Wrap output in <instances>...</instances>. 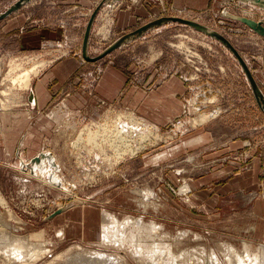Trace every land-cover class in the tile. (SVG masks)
Listing matches in <instances>:
<instances>
[{
    "label": "rangeland",
    "instance_id": "374dc122",
    "mask_svg": "<svg viewBox=\"0 0 264 264\" xmlns=\"http://www.w3.org/2000/svg\"><path fill=\"white\" fill-rule=\"evenodd\" d=\"M16 1L0 0V13ZM33 1L24 5L27 6L24 10L29 11L34 6L36 19L52 16L54 23H64L65 19L70 23L68 36L79 40V43L77 46L50 45L48 41L52 33L48 31L47 21L28 33L20 29L25 21L22 17L13 21L14 28L12 23L9 26L6 21L4 26V21H0V264H82L86 259H82L81 252L93 250L121 256L123 261L118 264L254 263L252 258H246V261L240 259L239 254L247 255L245 243L254 251L264 242L249 237L231 222L230 216L225 221L227 206L222 207L220 216L211 219L208 206L199 204L194 187V182L208 175L215 165L222 166L230 158L248 159L253 156L250 152L258 150L259 154L264 153V108L259 104L234 52L222 40L190 24L167 21L115 50L116 54L121 53L118 62L121 67H131L129 73L137 70L141 74L140 79L135 81L141 82L146 74L156 72L155 69L165 77L174 73L181 75L188 87L182 98L181 113L161 123L136 108H128L121 101H116L104 110L88 114L70 109L64 96H60L61 89L53 95L48 107L39 111L32 109L31 89L43 72L63 59L59 57H78L75 76L66 84L74 92L80 86L86 88L95 84L108 63L106 57L109 54L96 61L83 56L85 29L82 28H86L87 18L89 20L102 0H94L90 5L64 15L65 6L59 0H42L31 5ZM142 1H106L94 21L91 56L100 54L115 40L139 26L160 17L178 15L196 20L226 36L245 59L264 92V36L238 18L247 16L264 20V8L246 0H211L207 8L179 9L172 4V0H166L165 5L160 0H153L163 6V12L140 13L138 24L131 23L125 30L121 28V8ZM82 22L85 25L79 26ZM27 23L29 27L31 24ZM64 34L62 31L56 36L60 35L59 39ZM35 61L45 62L46 65L33 76L30 88H22L21 84H12L8 80L10 75L19 74L23 67H31ZM16 65L18 68H13ZM149 70L153 72L149 73ZM56 83L48 84L50 89ZM2 100L10 108L4 109L8 111L6 113L2 110ZM202 114L212 116L200 123L195 118H200ZM120 117L133 123L140 120L143 127L148 123L160 138L152 135L151 140L144 142L145 146L135 154L120 156L122 154L113 146L114 135L110 132L115 120L117 123ZM24 132L26 137L22 145ZM89 136L93 137V142L88 140ZM137 136L130 147L143 140ZM234 138L242 139L247 145L244 146L245 151L232 155L227 152V146ZM97 143L102 145L98 147ZM254 145L257 148L252 150ZM102 148L104 150L101 151ZM41 150L56 154L60 161L57 172L74 185L70 192L27 174L31 172L30 168L28 172L22 170L21 161H25L22 156L31 159ZM105 151V155L109 156L104 157ZM249 162H246L247 165ZM245 168L251 167L248 165ZM36 172L45 173L37 167ZM152 190L154 196L148 193ZM64 205H70L67 207L69 213L63 217H50ZM82 210L93 218V223L86 229L88 232L96 231L95 222L99 223L98 238L95 240L81 237V228L75 219ZM104 210L121 220L129 217L132 221L120 231L122 235L130 234V229L134 228L131 224L138 218L144 223L156 224V231L138 228L133 232L140 242L148 245H142L144 249L147 247L146 254L133 252V246L127 240L104 241L101 228ZM70 217L73 220L67 227V234L61 233L60 229ZM8 232L40 243L38 253H30V257L26 258H8L5 253L9 249L6 234H11ZM106 262L104 264H117L116 260Z\"/></svg>",
    "mask_w": 264,
    "mask_h": 264
},
{
    "label": "crops",
    "instance_id": "0c3cea01",
    "mask_svg": "<svg viewBox=\"0 0 264 264\" xmlns=\"http://www.w3.org/2000/svg\"><path fill=\"white\" fill-rule=\"evenodd\" d=\"M34 1L31 5H36L35 3H40L42 0ZM162 1L160 0L162 5L163 3L164 5L167 3L166 0L164 2ZM210 1L172 0V4L179 9H203L209 7ZM93 2L94 0H59V3L65 6L62 15L73 9H79L81 6H88ZM162 5L153 0H143L141 3H135L131 7H123L120 11L119 25L125 30L129 28L131 23H139L138 21L142 15L140 13L160 14L163 12ZM25 7L18 10L16 14H11L3 19L2 21L4 22L2 25H6L7 21V23L9 22L8 25L10 26L12 23L14 28L13 21L22 17L25 21L20 29L22 32L28 33L32 30L34 31V29H38L37 27L41 26L40 23L47 21L49 24L48 31L52 33V38L50 37L48 41L50 45H78L79 40H74L68 36L67 32L71 30L68 28L70 23L65 19H63L65 21L64 23L60 21L58 23L52 22V16H40L36 19V8L33 6L28 11L24 10L26 9ZM27 22L31 24L29 27H27ZM63 24L66 26H63ZM81 25H85V22L79 24V26ZM79 26L78 29H81ZM17 28L19 29V26ZM62 31L66 33L64 34L65 39L63 38L64 35L58 39L60 35L56 36V34H60ZM120 55L121 53L116 54V50L114 52L112 51L106 57L108 63L95 84L93 86H87L86 88L80 86L74 92L71 87L67 88L69 85L66 84L72 81L75 76V70L78 66L76 59L78 57L71 55L59 57L63 59L52 65L46 72H43L32 87L31 97L33 101L30 100L32 109L39 111L45 110L50 104L53 95L61 89L60 91L62 93L60 96H64V100L67 101L70 109L86 111L88 114H94L100 110H104L106 106L114 105L116 101H121L128 108H136L142 114H146L149 118L161 123L166 119L165 122H167L172 116L181 113L184 104L182 98L188 90L186 82L181 75L174 73L165 77L155 69L156 72L152 73L153 71L149 70L148 72L152 74H146L143 77L144 79L142 78L143 80L138 82L135 80H139L141 74L137 70H134V74H131L128 72V69H131V67H125L126 69L121 67L118 64L120 61L119 58H121ZM140 69L143 68L141 67ZM158 75L159 77H157ZM54 82H57L55 87L50 89L51 86L49 85H52ZM70 84L73 85V83ZM25 137L26 133L24 132L21 142L22 145ZM246 145L242 139L234 138L229 146H227V152L232 153V155L237 154L238 152L245 151L246 148L244 146ZM254 148H257V146L254 145L251 147L252 150ZM40 152H43V150ZM250 154L253 156L248 159L245 157L230 158L229 162L222 166L215 165L208 175L201 176L194 182V187L198 193L199 204L208 206L210 212L209 217L211 219H216V216H220L222 214V207L227 206L226 212L224 213L225 221H228L230 216L231 222L237 225L240 230L249 234V237L264 242V153L260 152L259 154L258 150L255 153L250 152ZM22 158H25V161L31 160L25 156H22ZM247 161H250L248 163L249 168L251 167L250 169L245 168V166H248ZM67 209L57 215L63 217V215L69 213ZM72 220L70 217V220H67L64 223L65 225L62 226L66 234L67 227H70V221ZM75 222L81 228V237L83 239L95 240L98 238L99 223L95 222L94 226L97 229L93 233L86 230L93 223V218L85 210H82L80 216L75 219Z\"/></svg>",
    "mask_w": 264,
    "mask_h": 264
},
{
    "label": "bare ground",
    "instance_id": "6f19581e",
    "mask_svg": "<svg viewBox=\"0 0 264 264\" xmlns=\"http://www.w3.org/2000/svg\"><path fill=\"white\" fill-rule=\"evenodd\" d=\"M104 27H105V25H104ZM106 28L107 29L109 28L108 24H107ZM107 29H106V31H107ZM45 65H46L45 62H39L38 63V62L35 61V63L33 65H31V67H23L19 74L10 75V79H8V80H11L12 84H21L20 87L22 86V88L24 87V88L28 89L32 85L33 76L39 74L40 70ZM17 66L18 65L14 66L13 68H15V67L18 68ZM10 88L8 90H10ZM12 89H13V87H12ZM4 93H6V92H4ZM12 97L13 96H11V99H12ZM4 100H7V99L4 98ZM1 104H2L1 106L3 107V108L2 107L1 108L3 110L4 109H7V110L10 109V108H7L8 104L5 101L2 100ZM120 116H122V115H120ZM211 116H212L211 114H202V116L200 118L198 117V118H195V119H198V121L200 123H203L206 119H208ZM123 119H124L123 117H120L117 120V123H116V120H115V122L113 121L115 123L114 124L115 126H114V128H112L110 130V132L112 131L111 133L114 135L113 140H112L113 146L115 147V149L117 148V151H118L119 154H122L120 156L123 157V154H128V153L135 154L138 150H140L141 148H143L145 146L144 142H146L147 140H151L152 135H155L154 137L156 139L160 138L159 133L157 131H155V130H152L149 127L148 123H146L147 126L143 127L142 126V122L140 120H135V123H133V121L128 122L127 120H123ZM132 119L134 120V118H132ZM179 123H181V122H179ZM194 123L196 124V121ZM109 126H111V125H109ZM107 130H109V128ZM133 133H135V134H133ZM137 135L142 137V139L144 141L143 140L142 141H138V143L136 145H134L133 147H130V146L133 145L131 143V141H134L133 138L135 136H136L135 138H137L138 137ZM99 137H101V135ZM102 137H103V135H102ZM91 139L93 140V137L89 136L88 140L90 142H93ZM94 141H95V139H94ZM136 142H137V140H136ZM130 143H131V145H130ZM97 144H98V147L100 145H102L101 143H97ZM121 144H122L123 148L122 147L119 148V146ZM101 147H103V146H101ZM102 150H104V148H102L101 151ZM90 151H91V149H90ZM44 153H46V155H47L50 152L46 151ZM106 153H107V151H105L103 153L104 157L105 156H109L108 154L105 155ZM47 156L44 157L43 158L44 160H41L40 163H34V164H31L30 160L29 161L22 160L21 161V163H22L21 167L23 168L22 170H25V171L28 172V168H30L31 172H28L27 174L34 175L35 177H38L40 180H42V181H44V182H46L48 184H51V185L52 184L53 185L56 184L57 188H59L60 190H64V191L70 192L72 190V186L74 187V185H73L72 182H69L67 179H65L62 176V174H59L57 172L58 168L60 166V161L58 160V157L54 153H53V157L52 158L47 157ZM53 160L57 163V165H55V167L52 166ZM36 167L39 168L41 171H45V173L36 172ZM49 180L51 182H49ZM153 191L154 190L149 191L148 192L149 195L154 196L153 194H155V192H153ZM68 206H70V205H64L62 207H68ZM130 222H132V221H130L129 217H127L126 219L124 218L123 220H121L116 215L112 214L110 211L104 210L103 211V220H102L103 239L107 243H111L113 241L121 242L123 240L130 241V244L133 246V249H134L133 252H135V253L143 252V253L146 254L148 245L147 244H143L142 242H140V240L137 238L136 234L133 233V232H134V230H139L138 228H147L148 231H151V229H153L154 231H156L157 229L156 230L154 229V228H156V224L153 223V222L152 223H144L143 220H140L138 218V219L135 220L134 224H131L132 226H134V228L130 229L131 230L130 234H123V235L120 234V231H122L123 227H125L128 224H130ZM65 230H66V228H65ZM0 232H2V231H0ZM60 232L64 233V229H60ZM3 233H5V232H3ZM8 233H10V232H8ZM6 236H7V243L9 244V249L5 253H6L8 258H18V257L26 258L28 256L30 257V255H31L30 253H32V254L35 253V252L38 253V251H39V250H37V248H39L40 243L38 244V242H35V241L33 242L28 237H23V236H21L19 234H13V235L12 234L11 235L6 234ZM142 245L147 246L146 249H144ZM245 247H246L245 251L247 252V255L246 256H244V255L242 256L241 254H239V258L240 259L246 261V258H252L254 260V263H252V264H264V245H262L261 247L255 249L254 251L251 250V247L247 243H245ZM33 249H36V250L33 251ZM81 254H82V259H86V261L83 262L82 264H101L102 262L104 264V262H106L107 260H110V261L111 260H113V261L116 260V263L123 261V258L121 256L113 255L111 253H105L103 251L93 250V251H88V252H81ZM106 263H109V262H106ZM75 264H79V262H76Z\"/></svg>",
    "mask_w": 264,
    "mask_h": 264
},
{
    "label": "water",
    "instance_id": "95a60500",
    "mask_svg": "<svg viewBox=\"0 0 264 264\" xmlns=\"http://www.w3.org/2000/svg\"><path fill=\"white\" fill-rule=\"evenodd\" d=\"M29 1L31 0H17L14 4H12L9 8H7L5 11L0 13V21L5 19L6 17L10 16L13 12L19 10L21 7H23L24 5H26ZM107 2L112 3L116 0H102L97 6L96 8L93 10L88 22H87V26L85 29V34H84V40H83V56L88 59V60H92V61H96L99 60L103 57H105L106 55L110 54L112 51H114L115 49H117L118 47H120L122 44H124L127 41H130L132 39L138 38L140 36H142V34L144 32H146L148 29L154 27V26H160L162 25L164 22L167 21H179L182 23H187L190 24L191 26L202 30L204 32H206L207 34L218 38L220 40H222L225 44L228 45V47L234 52V54L238 57L240 63L242 64L247 77L252 85V88L255 92V95L258 99L259 104L264 108V92L263 90L260 88L259 84L257 83L251 69L249 68L247 62L245 61V59L242 57V55L240 54V52L238 51V49L234 46V44L226 37L224 36L222 33L216 31V30H212L209 27H207L206 25H203L201 23H199L196 20L193 19H189V18H185L182 16H178V15H169V16H164V17H160L156 20H153L152 22H149L148 24L142 25L140 27H138L136 30L129 32L123 36H121L120 38H118L117 40H115L109 47H107L105 50H103L100 54L95 55V56H91L90 55V40H91V35H92V30H93V26H94V21L96 20V17L100 11V9L103 7V5ZM246 1H251L256 5L261 6L262 8H264V0H246ZM108 3V4H109ZM238 18L243 21L244 23H246L247 25H249L251 28H253L256 32H258L259 34H261L262 36H264V20L260 19V20H256L254 18H250L247 16H238ZM30 100H33L32 97ZM40 152L38 155L34 156L31 160L30 163L34 164V163H40L41 160L46 157H53L52 152L48 153L46 155V153ZM53 165H57V163L53 160ZM67 207H59L57 208L51 215L50 217H54L57 214L63 212Z\"/></svg>",
    "mask_w": 264,
    "mask_h": 264
},
{
    "label": "built area",
    "instance_id": "2783aa9c",
    "mask_svg": "<svg viewBox=\"0 0 264 264\" xmlns=\"http://www.w3.org/2000/svg\"><path fill=\"white\" fill-rule=\"evenodd\" d=\"M92 14V13H91Z\"/></svg>",
    "mask_w": 264,
    "mask_h": 264
}]
</instances>
